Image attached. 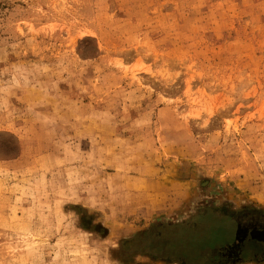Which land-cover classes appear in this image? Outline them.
Returning a JSON list of instances; mask_svg holds the SVG:
<instances>
[{"label": "rangeland", "instance_id": "rangeland-1", "mask_svg": "<svg viewBox=\"0 0 264 264\" xmlns=\"http://www.w3.org/2000/svg\"><path fill=\"white\" fill-rule=\"evenodd\" d=\"M252 210L264 0H0V264H233Z\"/></svg>", "mask_w": 264, "mask_h": 264}, {"label": "flooded vegetation", "instance_id": "flooded-vegetation-1", "mask_svg": "<svg viewBox=\"0 0 264 264\" xmlns=\"http://www.w3.org/2000/svg\"><path fill=\"white\" fill-rule=\"evenodd\" d=\"M247 216V220L238 222L239 240L231 251L232 254L228 257L233 264L241 261L247 262L245 256L252 257L253 260L264 258V243L252 236L253 233L264 231V212L252 210V212L247 213Z\"/></svg>", "mask_w": 264, "mask_h": 264}, {"label": "trees", "instance_id": "trees-1", "mask_svg": "<svg viewBox=\"0 0 264 264\" xmlns=\"http://www.w3.org/2000/svg\"><path fill=\"white\" fill-rule=\"evenodd\" d=\"M201 216H203L202 218L206 220L208 213H205V214L202 213ZM197 221L198 222H191V223L189 221V222H186L185 224H179V225H169V226H165V229L168 231L169 230L174 231L176 228L181 229L183 232V237H184L186 245L192 248L193 246H197V243L200 241L199 239H201L200 238L201 232H203L205 229L202 225V221L200 219ZM210 225H211L210 228H206V230L207 229L211 230L210 233L213 234L215 232L216 227L214 228V223H210ZM131 241H127L125 242V244L130 245L132 243Z\"/></svg>", "mask_w": 264, "mask_h": 264}, {"label": "water", "instance_id": "water-1", "mask_svg": "<svg viewBox=\"0 0 264 264\" xmlns=\"http://www.w3.org/2000/svg\"><path fill=\"white\" fill-rule=\"evenodd\" d=\"M239 236H240V234L238 232L237 240H239ZM252 236H253L254 239L258 240L259 242H263L264 243V231L253 233Z\"/></svg>", "mask_w": 264, "mask_h": 264}, {"label": "crops", "instance_id": "crops-1", "mask_svg": "<svg viewBox=\"0 0 264 264\" xmlns=\"http://www.w3.org/2000/svg\"><path fill=\"white\" fill-rule=\"evenodd\" d=\"M186 195V194H185ZM183 196H184V194H183ZM183 199H186V197H184Z\"/></svg>", "mask_w": 264, "mask_h": 264}]
</instances>
